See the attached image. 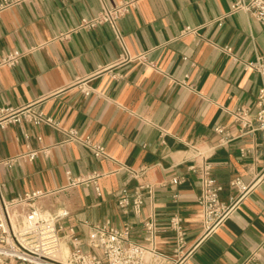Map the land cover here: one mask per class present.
Returning <instances> with one entry per match:
<instances>
[{"label": "crops", "instance_id": "crops-1", "mask_svg": "<svg viewBox=\"0 0 264 264\" xmlns=\"http://www.w3.org/2000/svg\"><path fill=\"white\" fill-rule=\"evenodd\" d=\"M118 1L24 0L0 9V62L10 52L21 57L0 64V107L27 106L54 120L0 128L2 196L46 192L16 205L19 216L31 206L51 215L66 210L58 221L64 254L73 248L70 228L91 251L90 231L108 219L119 228L130 224L129 239L143 244L144 221L154 219L156 248L170 254L175 214L187 246L201 234L198 198L208 161L223 199L236 192L233 177L260 180L201 240L193 264H264V130L234 118L242 106L256 112L264 76L244 63L264 56V23L232 10L237 0H137L118 21L121 38L107 24L74 29ZM142 53L152 64L135 57ZM87 139L105 153L96 156ZM30 151L34 159L7 163ZM145 183L152 193L134 213L132 195ZM126 195L127 208L119 204Z\"/></svg>", "mask_w": 264, "mask_h": 264}, {"label": "built area", "instance_id": "built-area-1", "mask_svg": "<svg viewBox=\"0 0 264 264\" xmlns=\"http://www.w3.org/2000/svg\"><path fill=\"white\" fill-rule=\"evenodd\" d=\"M22 1L24 0H3L0 2V9ZM136 2L137 0H119L113 6H104L99 14L91 18H83L74 29H92L101 24H107L112 27L116 37L121 38L118 21L135 7ZM232 10H243L264 23V0H237ZM74 29L60 34V37H68ZM226 50L230 51L231 48L226 47ZM135 57L152 64L144 53ZM20 58V54L10 52L3 56L0 64L13 66L19 62ZM130 58L133 56H128L127 59ZM244 67L264 76V56L244 63ZM234 118L243 128L255 122L258 129L264 130V79L257 95L255 115L252 117L249 110L242 106L234 112ZM22 121L34 124L54 123L52 118L45 117L41 111L31 107H0V128ZM216 130L220 132L222 128ZM69 137H77L76 131L70 130ZM85 142L96 156L105 153L103 145L92 143L89 139ZM36 155L37 151H30L7 160V163L12 164L14 161L25 158L32 160ZM201 170L202 192L198 198L202 209L201 234L192 245L187 246L182 218L175 214L170 220V227L175 232L176 244L170 254L160 252L156 248L157 226L154 219L144 221L145 244L129 239L130 224L119 228L108 219L95 225L88 236V246L93 249L91 251L83 250L81 240L74 236L75 231L70 228L68 234L73 248L64 254L61 249L58 221L66 217L68 212L62 210L56 215H51L31 206L23 216H19L14 209L16 205L38 198L46 192L36 190L17 200H7L4 199L0 190V264H193L192 257L201 240L216 232L224 224L260 180V176H257L252 182L246 183L241 176L233 177L230 180V186L236 192L228 199H223L221 193L224 187L212 175L211 163L205 161ZM128 173L132 177L138 175L137 172L129 171ZM97 176L99 174L94 173L90 177L79 178V181H88ZM173 181L179 180L174 178ZM146 193H152V186L148 183L141 184L135 189L131 204L134 213L141 211ZM119 204L126 208L130 206L128 196L122 197ZM18 218H20L19 222ZM252 263L262 264L258 261Z\"/></svg>", "mask_w": 264, "mask_h": 264}, {"label": "bare ground", "instance_id": "bare-ground-1", "mask_svg": "<svg viewBox=\"0 0 264 264\" xmlns=\"http://www.w3.org/2000/svg\"><path fill=\"white\" fill-rule=\"evenodd\" d=\"M63 248V247H62ZM67 250V249H66Z\"/></svg>", "mask_w": 264, "mask_h": 264}]
</instances>
